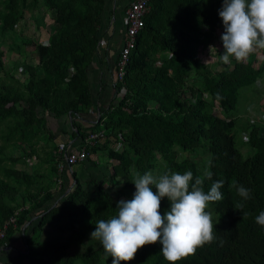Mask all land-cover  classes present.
Returning <instances> with one entry per match:
<instances>
[{
	"label": "trees",
	"instance_id": "16d2710c",
	"mask_svg": "<svg viewBox=\"0 0 264 264\" xmlns=\"http://www.w3.org/2000/svg\"><path fill=\"white\" fill-rule=\"evenodd\" d=\"M108 1L111 0H41L46 8L55 10L53 20L57 28L48 36L47 43L35 46L40 73L32 69L21 92L6 86L0 89V119L5 113L19 118L10 131H17L21 138L27 139L33 121L31 111L35 107H48L55 117L67 114L74 133L86 130L73 119L85 113L99 95L93 92L88 76L90 65L98 57V41L102 36L105 38L110 18L115 19L116 6H119L117 12L123 13L130 0H114L113 9H109ZM1 2L0 33L12 29L16 20L22 18L20 8L24 0L18 5L16 0ZM221 4L222 0L148 1L143 26L135 35L122 79L111 82L114 94L119 89H124V93L120 98L113 95L105 108L98 105V116L92 128H88H103L106 136L112 138V146L108 142L102 146L107 156L117 160L109 175L112 180L118 178L111 183L117 195L112 196L96 184L95 194L90 196L72 171L70 187L63 184L60 174L59 186L55 185L54 177L43 191L28 197L27 206L19 205L16 186L5 180V177L16 179L17 173L3 170L0 224L10 216L15 219L0 243L5 244L10 234L21 227L25 244L24 250L9 260L11 264H111L112 257L106 255L100 242L93 244L88 238L95 223L115 215L119 200L132 198L133 179L137 173L143 175L155 167L157 156L172 166L179 152H192L200 146L206 150L200 167L185 160L174 172L191 171L194 179L203 180L204 191H208L214 181L223 180L220 191L224 198L210 203L216 219L215 239L175 264H264V226L255 222L259 212L264 211V121L257 120L260 114L264 115L263 106L259 104L260 111L251 117L252 121L245 122V144L250 147L245 155L237 145L236 119L216 116V112L211 113L208 108V102L215 100L225 109L233 110L239 89L254 84L263 70L234 59L231 68L210 71L197 56L204 31L222 25L218 15ZM108 11H112V15H108ZM159 52H166V56L158 57ZM191 71L192 76L198 74L201 81L187 84ZM202 93H206L209 100H205ZM13 102L19 108L9 112L10 108L5 105ZM119 142L120 146L113 149ZM97 147H89L88 153L99 150ZM209 160L212 161L210 167ZM206 171L212 172L211 179L205 177ZM162 173L158 170L156 175ZM234 181L251 189V199L241 200L231 187ZM238 202L244 203L243 212L247 215L234 209ZM169 207L170 202L163 198L161 214ZM30 220L33 224L26 238L24 230ZM45 224L61 233L58 244L35 240ZM78 224L84 225L85 230L80 231ZM75 243L78 248L71 251L69 246ZM161 247L159 242L145 245L138 249L134 259L120 264H172L164 259Z\"/></svg>",
	"mask_w": 264,
	"mask_h": 264
},
{
	"label": "rangeland",
	"instance_id": "374dc122",
	"mask_svg": "<svg viewBox=\"0 0 264 264\" xmlns=\"http://www.w3.org/2000/svg\"><path fill=\"white\" fill-rule=\"evenodd\" d=\"M1 1L0 9L2 7ZM19 2L20 0H16L17 5ZM113 4H115L114 0L108 1L109 9ZM20 10L22 18L16 20L12 29H6L0 33V89L2 86H6L17 92L23 90V85L29 78V72L32 69L35 70L36 74L40 73L35 46L47 43L48 36L57 28V24L53 20L55 10L46 8L41 0H24ZM118 10L119 6L117 5L114 13L115 27L121 26L123 21V13L117 12ZM111 12L108 11V15H112ZM121 29L119 28L118 32L115 30L114 38L120 35L119 30ZM222 32L223 25L221 24L217 25L213 30H205L202 39L200 38V42L204 47H197L198 56H201L199 60L210 71L231 68L234 62V58H232L231 64H224L220 60V55L223 53V45L220 39ZM165 55L166 52L157 53L158 57ZM150 58L149 56L146 62L148 65L151 63ZM242 63L251 64L254 67H262L263 71L255 79L254 85L243 86L239 89L237 104L233 110L225 109L226 107L222 103L220 104L213 100L208 102V108L211 113L216 112V116L223 118L234 117L236 119V141L238 140L239 150L245 155L250 152V147L245 144L247 137L245 122L246 120H251V117L258 110L260 111L259 104H262L264 109V49H257L247 61ZM192 74L193 71L186 78L187 84L194 80L196 82L199 80L198 74L194 76ZM199 81H201V78ZM62 87L64 88V85ZM202 97L205 100H209L206 93H202ZM215 106L220 112L213 111L212 108ZM5 107L10 108L9 112L19 108L15 102L6 103ZM31 112L33 121L27 133V139L21 138V133L19 134L17 131H10V127L17 124L16 120L19 119L18 117L12 113H5L0 119V157L2 158L0 161V178L4 177L3 170H12L17 173L16 179L5 177V180L16 186V202L19 205L28 203V197L31 194H39L54 179L56 174L55 161H52V155L48 154V147L50 143L55 142L56 137H58L56 139L57 142L60 141L57 149L58 146L66 142L62 139L63 134H61V137L57 135L70 122L67 114L55 117L48 107H35ZM119 146L120 142L116 143L113 149ZM57 149L56 152L58 153ZM205 156L206 150L204 146H200L199 149L192 152H179L172 166L167 165L157 156L156 165L150 172L156 175L158 170L161 172L169 169L175 171L176 168H181L184 165L185 160L194 162L199 168ZM135 172L132 169V174L135 175ZM110 187V189L114 188ZM110 193L113 196L117 195L116 191L111 190ZM206 211L211 213L215 223L216 219L210 204Z\"/></svg>",
	"mask_w": 264,
	"mask_h": 264
},
{
	"label": "clouds",
	"instance_id": "9594fccd",
	"mask_svg": "<svg viewBox=\"0 0 264 264\" xmlns=\"http://www.w3.org/2000/svg\"><path fill=\"white\" fill-rule=\"evenodd\" d=\"M218 15L223 25L220 60L224 64H231L232 58L245 62L257 49H264V0H222ZM211 164L209 160V167ZM205 177L211 179L212 172L206 171ZM132 183V198L119 200L115 215L97 221L90 233L91 239L99 241L106 255L112 257L111 264L130 261L138 249L156 242L162 246L164 259L175 264L215 239L212 215L206 209L224 198L220 191L223 180L214 181L204 191L203 180L194 179L191 171L181 174L169 169L155 176L150 171L137 173ZM231 187L242 201L251 199V189L235 181ZM163 198L168 199L170 207L162 215L159 209ZM234 209L247 215L242 202ZM255 222L264 226V211Z\"/></svg>",
	"mask_w": 264,
	"mask_h": 264
},
{
	"label": "crops",
	"instance_id": "0c3cea01",
	"mask_svg": "<svg viewBox=\"0 0 264 264\" xmlns=\"http://www.w3.org/2000/svg\"><path fill=\"white\" fill-rule=\"evenodd\" d=\"M114 5V4H113ZM113 9V6H111ZM113 20V21H112ZM114 18L111 17L107 24V29L105 31V38L102 36L98 41V57H96L92 65H90L89 69V83L91 85V88L94 91L98 92V97L94 103H91L89 108L85 113H80L79 116L75 117L73 119L76 124L81 127V129H88L92 128L90 127L94 120L97 118L98 114V108L99 106H102V108H105L107 104L113 100V88L111 87V70L114 66L115 56L118 52L120 43L122 42V34L118 35L117 38H114V34L118 32V29L121 28L115 27ZM123 24V23H122ZM116 30V32L114 31ZM203 35H201L202 39ZM114 39L116 40V46H114ZM199 46L204 47L201 42L199 43ZM166 56V55H165ZM198 56V53H197ZM201 56H198V58ZM97 96V95H96ZM102 103V105H100ZM99 105V106H98ZM69 120H71V117H69ZM67 124V123H66ZM66 128L61 131V133H58L59 137L62 136V139L67 142H72L71 144L74 145L75 140V133L73 132V128L71 127L70 122L68 125H65ZM71 128V129H70ZM51 134V132H49ZM48 137H50L48 135ZM58 137L55 138V142L50 143L48 147V154L52 155V161H55V158L58 156V153L56 152L57 145L60 142H57ZM62 140V141H63ZM55 145V146H54ZM99 150L92 151L91 153H88L87 158L76 165L73 166L72 171L74 172L75 176L78 179L79 184L85 189L90 196H93L95 194V186L96 184H100L103 189L106 191L111 192L112 189L111 183L118 180L117 177H114L112 180L110 178V174L112 172L111 167L115 166L117 164V160L109 157L105 154L104 147L102 146V143L97 144ZM112 146V144H110ZM115 145V144H114ZM44 147V146H43ZM56 147V148H55ZM59 147V146H58ZM55 148V150H54ZM43 149V148H40ZM53 150V151H52ZM106 155V156H105ZM63 184L67 187L72 184V177L67 170H64L61 172ZM50 181V180H48ZM52 182V181H50ZM112 195V194H111ZM113 196V195H112ZM28 203H25L24 206L28 205ZM35 215V212L31 216ZM34 218V216H33ZM84 222H88V220H83ZM33 222L30 220L27 224V227L25 228L24 232L26 233V238L30 235V227H32ZM78 229L80 231H84L85 227L82 224L77 225ZM61 233L53 230L49 225H42L40 231L38 232V235L36 236V241L39 243L45 242L48 244H58L61 241ZM90 241H93V244H97L98 241H95L94 239H91V236H88ZM23 229L20 227L18 230H14L8 240L5 244L0 243V264H11L9 260L15 256L18 251L24 250L25 244L23 243ZM74 246V247H71ZM69 246V249L71 251H74L75 248H78L75 244ZM81 247V244H80ZM69 250V252H70Z\"/></svg>",
	"mask_w": 264,
	"mask_h": 264
},
{
	"label": "built area",
	"instance_id": "2783aa9c",
	"mask_svg": "<svg viewBox=\"0 0 264 264\" xmlns=\"http://www.w3.org/2000/svg\"><path fill=\"white\" fill-rule=\"evenodd\" d=\"M148 1L149 0H130L124 9L122 21L124 28L119 30L122 34V42L120 43L114 66L111 70V82L113 84L122 79L129 51L134 45L135 35L143 26V17L148 10ZM123 93L124 89L116 91V98L122 97ZM212 109L213 111H219L217 106ZM257 120H259V122L264 121V115L260 114ZM249 121H252V119ZM75 135L76 142L74 145L71 144L72 142H67L66 144L60 145L57 149L58 156L55 158L56 186L60 184L61 172L67 170V172L71 174L73 166L83 162L87 158L89 147L99 143L104 144L105 142H108L110 145L112 139L110 136H106V130L103 128L80 130L79 132H75ZM15 213L16 212H14L13 215H15ZM14 219L15 217L10 216L0 224V240L4 238L7 227L9 225H14Z\"/></svg>",
	"mask_w": 264,
	"mask_h": 264
}]
</instances>
